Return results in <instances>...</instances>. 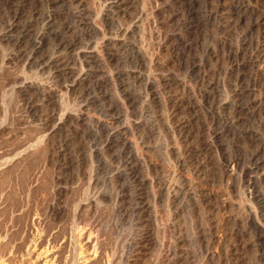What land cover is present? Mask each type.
<instances>
[{"label": "rangeland", "instance_id": "1", "mask_svg": "<svg viewBox=\"0 0 264 264\" xmlns=\"http://www.w3.org/2000/svg\"><path fill=\"white\" fill-rule=\"evenodd\" d=\"M137 1L0 0V264H264V0Z\"/></svg>", "mask_w": 264, "mask_h": 264}, {"label": "bare ground", "instance_id": "2", "mask_svg": "<svg viewBox=\"0 0 264 264\" xmlns=\"http://www.w3.org/2000/svg\"><path fill=\"white\" fill-rule=\"evenodd\" d=\"M63 1V0H62ZM81 1V0H80ZM137 1V0H136ZM140 1V0H139ZM57 2V1H56ZM55 2V3H56ZM59 2V1H58ZM138 2V1H137ZM127 3V2H126ZM191 3V2H190ZM128 4V3H127ZM67 5V4H66ZM131 5V4H130ZM220 5V4H219ZM81 6V5H80ZM61 7V6H60ZM234 7H236V5L234 6ZM257 7V6H256ZM256 7H253L252 5H251V3H249L248 5H245V2H242V4H241V1H240V5L237 7V9H236V11H238V14L239 13H241V14H246V13H253L254 11H255V8ZM80 9H82V8H80ZM228 10V9H227ZM84 12V11H83ZM90 13V12H89ZM211 13V12H210ZM88 16H90V15H88ZM91 17V16H90ZM110 17V16H109ZM211 17V16H210ZM248 17V16H247ZM92 18V17H91ZM107 18V17H106ZM172 18V17H171ZM179 18V17H178ZM254 18V17H253ZM113 19V18H112ZM163 20V19H162ZM256 21V20H255ZM258 22V21H257ZM108 23V22H107ZM159 23V22H158ZM53 24V23H52ZM112 25V24H111ZM175 25V24H174ZM94 26V25H93ZM96 27V26H95ZM134 27V26H133ZM91 29H93V28H91ZM95 29V28H94ZM161 29V28H160ZM100 30V29H99ZM93 31V30H92ZM101 31H103V30H101ZM107 31V30H106ZM110 31V30H109ZM129 31V30H128ZM93 33V32H92ZM91 33V34H92ZM96 33V32H95ZM111 33V32H110ZM74 39V38H73ZM184 40V39H183ZM72 44H70V46H71ZM74 45V44H73ZM65 46H66V44H65ZM64 47V46H63ZM73 47V46H72ZM66 48H67V46H66ZM72 49V48H71ZM75 50V49H74ZM235 50V49H234ZM240 50V49H239ZM72 51V50H71ZM99 54V53H98ZM97 54V55H98ZM100 55V54H99ZM234 55V54H233ZM89 57V56H88ZM146 57H148V56H146ZM149 59V58H148ZM207 63V62H206ZM196 64H199V63H196ZM200 64H202V60H201V63ZM207 67V66H206ZM194 68H195V71H196V74H197V77H195V79H196V84H195V86L196 85H202V83L204 82V78H203V74H202V65H195L194 66ZM205 70V69H204ZM237 71V70H236ZM196 76V75H195ZM205 79H207V78H205ZM210 83V82H209ZM212 83V82H211ZM210 83V84H211ZM255 83V82H254ZM213 84V83H212ZM216 84V83H215ZM203 87V86H202ZM208 87L209 88H212V85L210 86V85H208ZM199 88V87H198ZM209 88L208 89H206V90H209ZM178 89H179V86H178ZM182 89L184 90V91H187V90H189V89H187V86L185 85V84H182ZM187 89V90H186ZM203 89V88H202ZM214 89H215V87H214ZM213 89V90H214ZM181 90V89H180ZM182 90V91H183ZM197 90V89H196ZM204 91V90H203ZM190 92V91H189ZM194 92H195V90H194ZM199 92H200V90H199ZM214 92V91H213ZM183 93V92H182ZM196 93V92H195ZM237 93V92H236ZM190 94V93H189ZM192 94V93H191ZM200 94H202V91H201V93ZM185 95V94H184ZM195 95H198V94H195ZM213 95V94H212ZM229 95V94H228ZM183 96V95H182ZM201 96V95H200ZM215 96V95H214ZM191 97V99H190V104H192V103H195V99L192 97V96H190ZM198 98H199V100H200V97L198 96ZM201 98L203 99V100H209L210 98H212L211 97V92H206V93H203L202 94V96H201ZM238 98V97H237ZM189 99V98H188ZM198 100V99H197ZM244 100V99H243ZM248 100V99H247ZM183 101V100H182ZM211 101V100H210ZM213 101V100H212ZM179 102H180V100H179ZM199 102V101H198ZM204 102V101H203ZM201 103V102H200ZM209 103V102H208ZM232 103V102H231ZM254 103V102H253ZM181 104V103H180ZM182 104H184V103H182ZM181 104V105H182ZM202 104V103H201ZM211 104V103H210ZM215 104H216V101H215ZM252 104V103H251ZM178 105V104H177ZM185 105V104H184ZM183 105V106H184ZM197 105V104H196ZM198 105H200V104H198ZM216 105H218V104H216ZM220 105V104H219ZM225 105V104H224ZM175 106H176V103H175ZM223 106V105H222ZM256 106V105H255ZM199 107V106H198ZM216 107H218V106H216ZM216 107L213 105L212 106V110L214 111L213 112V114H214V122L215 121H219V120H222V117H220V115H218L217 114V112H215L216 111ZM181 108V107H180ZM194 108H195V106H194ZM237 108V107H236ZM175 109V108H174ZM200 109V108H199ZM219 109V108H218ZM233 109V108H232ZM193 110H195V109H193ZM200 111V110H199ZM197 113V112H196ZM195 113V114H196ZM199 113V112H198ZM250 114V113H249ZM202 115V114H201ZM196 116V115H195ZM227 118V117H226ZM198 119V118H197ZM200 119V118H199ZM234 119V118H233ZM169 120V119H168ZM199 120H197V130H196V132L197 133H199V132H201V131H205L206 132V130H207V128H208V126L206 125L207 123H200V122H198ZM226 121V120H225ZM228 121V120H227ZM194 122V120H187V121H184L183 122V124L182 125H184V124H188L189 126H190V123H193ZM213 122V123H214ZM223 123H225L224 122V120H223ZM180 124V125H181ZM211 124H212V122H211ZM187 125V126H188ZM210 125V124H209ZM214 125V124H213ZM186 126V127H187ZM226 126V125H225ZM183 127V126H182ZM185 126H184V128H186ZM210 127H211V125H210ZM209 127V128H210ZM232 127V126H231ZM192 129H194V127H191ZM224 128V127H223ZM229 128H230V126H229ZM235 128V127H234ZM225 129V128H224ZM215 130V129H214ZM231 130V129H230ZM208 131V130H207ZM183 132V131H182ZM213 132V131H212ZM206 133H208V132H206ZM215 133V132H214ZM192 134V133H191ZM200 134H202V133H200ZM221 134V133H220ZM203 135V134H202ZM208 135V134H207ZM210 135V134H209ZM261 135V134H260ZM210 136H213L212 134L210 135ZM216 136H217V134H216ZM221 136V135H220ZM189 138V135L188 136H186V139H188ZM203 138V137H202ZM215 138V137H214ZM213 138V139H214ZM221 138V137H220ZM190 139V138H189ZM189 139H188V141H189ZM204 139V138H203ZM202 139V140H203ZM210 139H211V137H210ZM212 139V140H213ZM207 140H209V139H207ZM188 141H186V142H188ZM203 141H205V140H203ZM210 142V141H209ZM208 141H205V143L207 144V147H208V150H211L212 149V144L214 143H212V144H210ZM204 143V144H205ZM261 145V144H260ZM264 145V144H263ZM215 146V145H214ZM220 146V145H219ZM190 147V146H189ZM135 148V147H134ZM130 149H131V147H130ZM219 149V148H218ZM206 151V152H208L207 154H209L210 152L209 151ZM36 151V150H35ZM187 151V150H186ZM131 152V151H130ZM212 152V151H211ZM216 151H214V153H215ZM137 153L138 152H136V151H134L133 152V156H135L136 157V155H137ZM211 154V153H210ZM218 154V153H217ZM132 155V154H131ZM198 155V154H197ZM212 155H214V154H212ZM132 156V157H133ZM253 156H255V155H253ZM257 156V155H256ZM139 157V156H138ZM213 157V156H212ZM211 157V158H212ZM259 157H260V154H259ZM196 158H200V157H196ZM207 158V157H206ZM210 158V159H211ZM257 158V157H256ZM235 159V158H234ZM200 160V159H199ZM199 160H197L198 162L197 163H200L199 162ZM225 161V160H224ZM230 161H232V159L230 160ZM238 162H240L239 161V159H235L234 161H232V163H233V165H236V164H238ZM257 163H253V164H257V165H260V166H262V165H264V158H260V159H258L257 161H256ZM215 163V162H214ZM231 163V162H230ZM225 164H227V163H225ZM204 165V164H203ZM205 165H207L206 163H205ZM209 165V164H208ZM207 165V166H208ZM200 166L201 165H199V168H200ZM215 166V165H214ZM226 167H229L230 168V166H229V164H228V166L227 165H225ZM224 166V167H225ZM259 166V167H260ZM203 167H205V166H203ZM234 167V166H233ZM237 167V166H236ZM228 168V169H229ZM237 168H239V167H237ZM256 168V167H255ZM215 169V168H214ZM236 168H233L232 169V171L233 170H235ZM203 170V169H202ZM211 170V169H210ZM245 170V169H244ZM228 171V170H227ZM231 171V172H232ZM236 171H237V169H236ZM194 172V171H193ZM198 172V171H197ZM235 173H237V172H235ZM253 174V173H252ZM235 175V174H234ZM262 175H263V173H262ZM233 176V175H232ZM236 178V177H235ZM239 179V178H238ZM215 182V181H214ZM258 183V182H257ZM190 191V190H189ZM239 195V194H238ZM245 195V194H244ZM250 199H252V198H250ZM245 200V199H244ZM246 202V201H245ZM245 204V203H244ZM248 205V204H247ZM243 206V205H242ZM242 206H241V208H242ZM251 206V205H250ZM246 207V206H245ZM250 208V207H249ZM254 208V207H253ZM222 209H225V206H223V208ZM226 209H227V207H226ZM232 209V208H231ZM253 210V209H252ZM219 211V210H218ZM221 211V210H220ZM250 211V210H249ZM258 211H260V210H258ZM230 212V211H229ZM243 212V211H242ZM246 212V211H245ZM254 213V212H253ZM256 213V212H255ZM236 215V214H235ZM243 215V214H242ZM250 215V214H249ZM247 216H248V214H247ZM232 217V218H231ZM230 218H229V220H228V222H227V224L229 225H233V224H238V219H236V218H233V215L231 216ZM259 217H260V215H259ZM249 218V217H248ZM257 218H258V216H257V213L256 214H254L252 217H250L249 218V221H250V223H252V225H254V226H258L257 225V223H258V221H257ZM260 219V218H259ZM263 219V218H262ZM256 221H257V223H256ZM262 222V221H261ZM241 223V222H240ZM243 223V222H242ZM264 223V222H263ZM218 223H217V221H215V223L213 224V227H212V229H213V231H215V230H217L218 229V226L219 225H217ZM247 224V223H246ZM261 224V223H260ZM252 225H250V226H252ZM234 226V225H233ZM236 227V226H235ZM253 227V226H252ZM227 228V227H226ZM225 229V228H224ZM228 229V228H227ZM260 229V228H259ZM258 229V230H259ZM236 230V229H235ZM243 230V229H242ZM251 230H252V228H251ZM231 231H233L232 229H229L228 230V232H225L224 233V239H227L228 237H227V235H228V233L230 234H232V232ZM246 231V230H245ZM254 231H256V230H254ZM263 231V230H262ZM239 232V231H238ZM212 233V232H211ZM235 232H233V234H234ZM243 233V232H242ZM258 233H260L259 231H258ZM239 235V234H238ZM243 235H245V234H243ZM264 235V233L262 234V236ZM214 236V235H213ZM212 236V237H213ZM257 236V235H256ZM227 237V238H226ZM230 237V236H229ZM232 237V236H231ZM260 237H261V234H260ZM212 239V238H211ZM215 239V238H214ZM250 240V239H249ZM226 242V241H225ZM229 242V241H228ZM223 243H224V241H223ZM229 245H230V243H229ZM228 245V246H229ZM225 245H223V247H224ZM238 247V246H237ZM226 249H227V252H226ZM225 249V252L227 253H225V255H226V257L230 260V258L231 257H229V253H231V255L232 256H234V255H236L237 254V252L239 251V248H238V251H237V248H235L234 246H232V244H231V246L229 247V248H226ZM224 251V250H223ZM251 251V250H250ZM236 252V253H235ZM224 253V252H223ZM2 257V256H1ZM236 258V257H235ZM228 260V261H229ZM231 261V260H230ZM246 263V262H245Z\"/></svg>", "mask_w": 264, "mask_h": 264}]
</instances>
